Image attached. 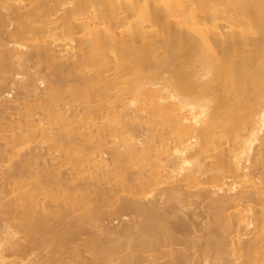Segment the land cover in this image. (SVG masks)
<instances>
[{
    "label": "bare ground",
    "instance_id": "6f19581e",
    "mask_svg": "<svg viewBox=\"0 0 264 264\" xmlns=\"http://www.w3.org/2000/svg\"><path fill=\"white\" fill-rule=\"evenodd\" d=\"M8 75L17 96L0 101V166L18 164L3 172L13 196L0 193V224H18L0 227V264H33L22 240L47 242L57 219L43 199L83 221L110 205L97 220L106 240L137 237L143 252L179 241L165 204L201 199L200 258L170 251L163 264H264V0H0ZM97 238L93 262L67 263L164 257L103 253Z\"/></svg>",
    "mask_w": 264,
    "mask_h": 264
},
{
    "label": "rangeland",
    "instance_id": "374dc122",
    "mask_svg": "<svg viewBox=\"0 0 264 264\" xmlns=\"http://www.w3.org/2000/svg\"><path fill=\"white\" fill-rule=\"evenodd\" d=\"M10 77L11 76L8 75L7 78L0 79L1 80L0 81V101H2L1 103H3V105L6 103L5 100H7V99H5V97L8 98V100H10V99L15 98L17 96V93H16L17 92V89L12 84H10L12 82V79ZM21 77L19 79V82H21V81L25 82L26 81V78L24 79V77H22V79H21ZM38 86L40 88L42 87V85L39 84V83H38ZM2 97H3V99H5L4 102L2 100ZM12 106H13V104H12ZM14 106H15V104H14ZM0 120H1L0 123H2L4 121L1 118V112H0ZM2 142L3 141L0 140V149H1V146L4 144V142L3 143ZM32 147H34V146H32ZM30 148H27L28 150L25 149V150H27L26 153L27 152L28 153L31 152V150L29 151ZM24 152L25 151H23L22 153L25 155ZM6 157H8V156H6ZM14 160L11 159L9 162L8 161L7 162H3L1 164V166H0V193L2 191L1 195H5L6 196V199H8V200L11 199V197L13 195L11 196L9 194V192L11 191V188H9L8 186H6V177H5L4 173H5V170L6 169H7V171H11V170H13L17 166V164H18L17 162L18 161H16V159H14ZM62 172L65 174L64 170H62ZM3 175H4L5 178L3 177ZM52 182L55 185L57 181L55 183H54V181H52ZM57 184H56V186H59ZM51 186H52V184L50 185V188H51ZM52 187L55 188L54 186H52ZM7 194H9V195H7ZM115 195H117V194H115ZM118 195H117V197H114V198L111 197V198H113V203H115V204H116V201L118 199L121 202L122 200L126 199L125 197L127 196L126 194H125L126 196L125 195L122 196L123 195L122 193H121V195L119 197H118ZM45 200L43 199V202L44 203L46 202L47 206H49L51 208V211L50 210L49 211L52 212V213L54 212L55 214H57L56 217L54 216L57 219H54V218H52V219L49 218L50 220L48 219L49 220L48 221V224L50 223V226L53 227L52 228V233L53 234L50 233L48 235V241L45 242V243H41L40 242L41 241L40 239H42L41 236H38L36 238V240L34 241V243L33 242L30 243L28 241L22 240V242L26 245L25 247L28 250V254H27V257H26L27 258L26 262L29 261V263H30V261H31V263H33V264H36V263L37 264H41V263H45V261H48L50 258H51V260H53L55 262H58V264H61V263L65 264V262L67 263V261H68V263H70V261H73V259H75L77 261H80L81 260L80 258H83V260H85V262H89V263L90 262H93L95 260V257L93 258V253L91 252V250H92L91 249V247H92L91 246L92 245L91 243H93L92 241H93V239H96V237H98V238L101 237L100 239H103V237H104V239L102 240L103 241V244L101 242V245H100L102 247V248H100V250L103 251V253H107L109 251V249H110L109 247H111L112 246V243H114L113 246H114V248L116 247V249L118 250L117 252L120 253L118 255L119 256L122 255L121 257H124L126 255L127 256L128 255L129 256H134L135 255V256H141L143 258L145 257V259L147 258L146 260H153V259H158L160 257H163L164 254L167 255V253H169L171 251V253L173 252V254L178 253V252H182V253H187V254H193V257L195 259H199L200 258V248H201V245H203V243H204L203 242V236L202 235L207 233V231H205V229L203 228V224H204V219H205V217L207 215L206 214V211H208V209H209V204H207L205 202H201V199H192L193 204L191 206H189L187 209L186 208H181V206L177 205L174 202L173 203H167V204H165V208H168L172 212V215H173L172 216V220L174 222L178 223L181 226L183 224L184 227L182 229L181 228H178V230H177L176 237L179 240L178 243H175V244L171 243L172 245L171 244L163 245V246L159 247L160 249H157V251H150V252L149 251L148 252H146V251L143 252V251H140L139 249H137L138 247L135 246V244L137 245L140 242L137 237L134 238V240H133V243L135 242V244H134L135 248L137 247L136 249L134 248V246H133V248H129L127 245H125L126 247H124L123 246V243L124 242L123 243L122 242H118L117 240H115V242H114V240H112L113 242L110 243V242H108L106 240L108 237L105 238L106 236L103 235V233L101 231L102 229H100V228H102V225L103 224H100V223H105V224H107V223H106V221H104V222L98 221L99 223L97 224V220L99 218L101 219L104 215H107L108 216V214H110L112 212L113 209H112V207L110 205L107 206V204H106V206L105 205L102 206L101 209L99 208L100 209V212L98 214H96V216H94L95 218L94 217L91 218L92 217V215H91L90 216L91 219H89V216L88 215L90 213L91 214H93V213L90 212V211H89L90 212L89 213V212H87L88 211L87 210L86 212L88 214L87 215H84V216H87L88 219H85L83 221L81 219V217H82L81 216V213H80V215H78V212L77 213H74V212H70L68 210H64V207L62 208V205H59L60 203H58V202L57 203H53V202H50L48 199L46 201ZM119 201H117V203ZM62 210H63V212H61V213L64 214V212H66V211H67V213L64 214V215L62 214L63 216L62 215H59L58 216V214H61L59 212L62 211ZM96 211L98 212L99 210L97 209ZM57 216L58 217H61L62 216L63 219L61 220V222H60V219ZM52 217H53V215H52ZM96 217H97V219H96ZM121 219H123V220L120 221L121 223L115 221L116 223L115 222H112V225L111 226H114V227L117 226V228L119 227L118 229H121L124 225H126L132 219H134V217H131V216L128 217L127 216V217H122ZM91 220H93V221H91ZM3 221H1L2 223L0 224V227L3 226V225H6V224H8V225L9 224L16 225V223H17V222H14L13 219H11V220L9 219V221H11L10 223H9V221H8V223H5V222H7L5 220H3ZM85 221H86V223H85ZM65 226L66 227L67 226H70V227L67 230H65L66 229V228L64 229ZM75 228H77L80 232L77 231L78 234H76V232H75V235H71L72 230L74 232V229ZM63 229H64V231H67L66 232L67 234H64L65 238L63 237V240L65 239L63 241V245L64 246L63 245L61 247L59 246V248L53 246L54 245L53 244V240H54L53 239V236H55V238H56V234L57 233L58 234L61 233L60 231L63 230ZM88 232H89V234H88ZM72 234H74V233H72ZM20 235H21V233L18 234V236H19V237H17L18 239H20V238L22 239L23 238V235L21 237H20ZM69 236H70V239H69ZM73 236H76V237L73 238ZM50 237H51V239H50ZM27 242H28V245H27ZM86 246H88V247H86ZM89 246H91V247H89ZM113 246H112V248H113ZM52 247H53V250H55V249L56 250L53 251L52 250ZM63 247H64V249H63ZM74 249H75V251L77 250L78 253L80 252V255L79 256H77L78 254L75 251H73ZM51 250H52V252H51ZM110 250L112 251V249H110ZM108 253H110V251ZM165 255H164L163 259L158 260V263L159 264H163V263L169 261L174 256L173 255L172 258H170L171 256H168V258H167V256H165ZM18 258L19 257H16L14 255L9 260L12 259L11 261H13V260H16L17 261Z\"/></svg>",
    "mask_w": 264,
    "mask_h": 264
}]
</instances>
